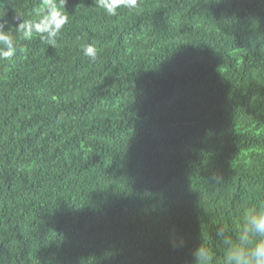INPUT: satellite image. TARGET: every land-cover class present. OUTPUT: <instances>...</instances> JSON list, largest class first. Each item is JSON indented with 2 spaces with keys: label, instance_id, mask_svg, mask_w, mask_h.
Wrapping results in <instances>:
<instances>
[{
  "label": "trees",
  "instance_id": "trees-1",
  "mask_svg": "<svg viewBox=\"0 0 264 264\" xmlns=\"http://www.w3.org/2000/svg\"><path fill=\"white\" fill-rule=\"evenodd\" d=\"M38 4L0 0V22L16 35ZM232 5L221 29L199 23ZM66 11L55 47L18 41L0 87V264H199L200 246L226 264L264 211V0Z\"/></svg>",
  "mask_w": 264,
  "mask_h": 264
},
{
  "label": "clouds",
  "instance_id": "clouds-1",
  "mask_svg": "<svg viewBox=\"0 0 264 264\" xmlns=\"http://www.w3.org/2000/svg\"><path fill=\"white\" fill-rule=\"evenodd\" d=\"M68 0H39L33 9L34 19H23L12 30H5V22H0V63L15 66L18 55L25 48L18 41H31L39 38L42 43L55 47L64 25L68 22L66 5ZM96 6L107 16L115 17L121 8L134 10L138 0H95ZM83 55L95 62L98 58L97 48L88 44L82 49ZM213 182L219 183L222 178L213 176ZM258 238V239H257ZM240 246L230 247L225 257L226 264H264V211L250 210L239 237ZM194 255L199 264H207L210 259L208 249L200 246Z\"/></svg>",
  "mask_w": 264,
  "mask_h": 264
},
{
  "label": "rangeland",
  "instance_id": "rangeland-1",
  "mask_svg": "<svg viewBox=\"0 0 264 264\" xmlns=\"http://www.w3.org/2000/svg\"><path fill=\"white\" fill-rule=\"evenodd\" d=\"M234 5H232V9H228L227 11H224L220 14H215L212 19H208L206 17H200L199 23H205L210 24L212 26H216L218 29H221L223 27V23L227 20L228 17H231L233 14ZM34 15L32 16V19H34ZM249 23L246 20H243L236 24L235 27H248ZM16 32V31H15ZM138 46L135 45V43L132 40L127 41L126 45V51L124 53L125 56H129L134 52H137ZM24 53L22 55H18L15 66H8L4 63H0V87L5 86V82H7L10 78V71L14 68L19 67L21 58L23 57ZM133 108H135V102L134 97H127V98H119L114 103H108L103 102L98 107H96V111L99 114H105L112 117H118L121 115V113L125 111H130ZM137 111V109H135ZM23 114V112H22ZM192 148H196L194 145ZM242 157H239L238 159H241ZM231 164H234L238 162V160H230Z\"/></svg>",
  "mask_w": 264,
  "mask_h": 264
}]
</instances>
